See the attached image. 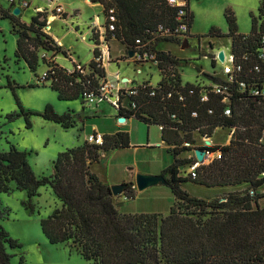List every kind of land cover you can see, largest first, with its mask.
<instances>
[{
    "label": "trees",
    "instance_id": "obj_1",
    "mask_svg": "<svg viewBox=\"0 0 264 264\" xmlns=\"http://www.w3.org/2000/svg\"><path fill=\"white\" fill-rule=\"evenodd\" d=\"M91 1L100 2L105 14L114 8L117 21L109 37L115 36L129 51L137 50L138 38L146 41L154 37L153 32L159 25H175L176 9L168 0ZM12 9V4L8 8L0 6V21L9 19L11 30L18 36L17 60H25L36 74L40 59L46 63L44 57L39 59V48L67 54V50L43 30L47 20L41 17L45 13L37 12L30 23H26L14 15ZM259 11L260 19L251 15L249 33L239 32L235 14L227 10L228 33L212 27L207 34L230 37L235 61L243 62L247 72L258 61L257 50L262 45L264 0ZM193 21L194 14L190 32ZM93 39L98 43L95 36ZM162 41L182 43L177 38L156 37L152 48L158 60L160 81L157 85H139L138 94L123 95V101L116 108L120 117H135L146 124L162 126V139L172 146L174 162L160 173L166 177L165 184L175 197L168 214L122 211L116 204V198L121 195L114 196L110 185L92 171V165L100 161L102 152L131 145L127 131L104 134L102 144L86 139L78 146L66 148L54 159L53 172L41 177L35 174L30 163L32 151L20 150L8 141V149L0 150V194L24 190L27 198L23 203L33 208V198L40 194L42 186L49 185L61 204L41 218L44 235L52 244L73 240L78 245L77 251L92 264H264V191H258L264 190V98L247 91H235L229 103L231 114L226 115L227 105L222 102V95L211 92L207 101L200 99L201 83L212 84L222 79L197 75L194 83L182 85L183 58L157 49L156 45ZM94 54H99L98 47L94 48ZM244 54L248 55L246 60ZM52 67L47 79L60 100L85 101V93L95 90L106 77L105 68L95 59L86 72L70 73L54 60ZM250 74L248 81H264L260 74ZM7 79L8 86L13 88L11 79ZM16 100L25 115L34 113L24 111L18 97ZM132 102H136V107H132ZM194 111L197 116L192 115ZM40 115L65 128L73 125L70 111L59 113L50 103ZM217 127L233 129L229 143L194 146L196 132L211 137ZM193 149L220 152L221 157L202 163L196 177L188 172L185 176L181 174L182 166H189L198 159L180 155ZM186 182L207 187L245 185L248 190L230 191L221 198L208 200L187 191L183 185ZM128 184L124 195L135 197V183ZM6 214L1 211L0 203V218ZM9 247L21 248L22 244L0 224V264H13L14 254L8 251ZM19 262L26 264L24 256Z\"/></svg>",
    "mask_w": 264,
    "mask_h": 264
},
{
    "label": "rangeland",
    "instance_id": "obj_2",
    "mask_svg": "<svg viewBox=\"0 0 264 264\" xmlns=\"http://www.w3.org/2000/svg\"><path fill=\"white\" fill-rule=\"evenodd\" d=\"M263 0H191L190 8L194 14L191 28L189 46L182 49L178 42L175 44L164 41L161 46L175 50V54L183 58L182 70L183 81H194L198 73V67L211 71V62L205 58L212 52L225 50L231 52V40L227 36L211 38L207 36L212 27H217L223 34L228 33L225 13L231 10L238 23L239 32L249 33L252 27V13L260 19L259 7ZM51 0H33L31 6L23 11L22 20L30 23L31 16L40 7H50ZM64 5L73 11L80 8L82 18L89 19L99 11L103 14V5L91 0H63ZM4 7L9 5L8 0H0ZM76 10L75 14L80 12ZM52 20L53 18L50 17ZM61 29L60 21L52 22V32L65 33L67 24L63 22ZM0 150L8 149L10 141L20 150H31L30 163L38 177L49 175L53 172V161L58 154L66 148L75 147L86 140V135L97 129L103 134H112L116 129L117 110L115 105L106 101H97V105L89 107L83 99L73 101L59 100L58 94L50 86V83L40 84L38 78L48 68L47 63L52 66V51L45 52L39 48L37 53L45 58L46 63L40 59V66L35 74L31 71L24 60H17L15 50L17 45V34L11 30L9 19L0 21ZM62 31V32H61ZM87 32L86 28L82 29ZM201 37V43L198 42ZM65 43L76 47L81 60L88 62L90 48L87 41L82 42L73 33L66 36ZM119 47V44H116ZM118 49L112 45V54H117ZM111 54V55H112ZM45 55V56H43ZM68 53L62 58L68 60ZM211 56V55H210ZM151 61V60H150ZM64 62H66L64 60ZM69 62V60H68ZM223 63V62H222ZM222 63L217 60L216 71L222 68ZM110 72L118 69L124 75L128 72L137 81L144 78L157 83L160 80V70L156 64L146 62L142 65L127 63L123 60L118 68L117 64L111 63ZM10 76V77H9ZM9 77L13 88L8 86ZM132 86V83H129ZM20 100L24 111L34 112L25 115L17 103ZM50 103L59 113L70 111L73 125L69 128L61 124L43 118L40 113ZM31 127L27 125V119ZM123 127L131 132L132 144L129 148L114 149L103 152L99 162L92 165V171L100 179L109 184L128 183L134 181L138 173H151L160 168H167L174 162V154L162 142L160 126L148 125L137 119L128 121ZM196 143L194 146L207 145L210 140L200 132L194 134ZM228 137L227 129H217L213 140L224 142ZM212 143V142H211ZM196 158V154L193 155ZM206 162V161H204ZM182 166L183 175H187L186 168ZM186 171V172H184ZM184 188L192 195L215 200L226 195L229 191L244 192L245 185L229 187H207L193 182H187ZM135 197L128 198L124 194L116 198L117 206L124 212H160L163 215L170 212L175 203V197L171 188L165 183L150 186L144 190L135 188ZM258 191H264L263 188ZM40 194L33 198L34 207H27L23 201L27 198L26 192L14 189L11 193L0 194L1 211L5 217L0 218V224L17 239L21 248H10L8 251L14 254L13 264H20L21 256H24L26 264H90L77 251L78 245L73 240L67 243L52 244L44 235L41 228V218L47 217L61 202L54 195L49 185L40 188ZM207 215H204L206 217ZM94 263V262H93ZM95 264V263H94Z\"/></svg>",
    "mask_w": 264,
    "mask_h": 264
},
{
    "label": "built area",
    "instance_id": "obj_3",
    "mask_svg": "<svg viewBox=\"0 0 264 264\" xmlns=\"http://www.w3.org/2000/svg\"><path fill=\"white\" fill-rule=\"evenodd\" d=\"M10 5L12 4V8L18 6L21 11H25L31 6V0H8ZM168 3L176 9L175 16V25L173 27L164 26L163 24L159 25L157 30L153 32L152 38H148L146 41L142 38H138L136 40L137 50L133 51L134 61L143 62V61H153L154 63H158L156 59V53L154 52L152 45L156 40V37H167V38H177L182 42L184 38H189L190 35V23L191 16L193 14L190 4L191 0H168ZM13 10V9H12ZM37 12L45 13L44 16L41 17V20H47V15L52 13L62 20H66V11L63 5V0H51L50 7H41ZM36 12V13H37ZM117 21V16L115 14L114 8L110 9L107 14L103 13L102 16L96 15L89 23L88 29L92 32L93 36H95V40H98V43L95 41V47H98L99 54L95 56V61L100 63L104 67L105 62H109L111 59L110 46H109V35L115 30V23ZM92 36V37H93ZM261 48L258 49V61L254 63L250 72H256L262 76V80H264V33L261 35ZM94 47V48H95ZM218 50L215 54L212 55V60L217 62L220 61L222 63V74L220 76L222 81L208 84L201 83L199 86L201 88L200 99L201 101H207L209 99V94L211 92L220 94L223 96L222 102L227 105L225 109V114H231V108L229 103L232 100L233 93L235 91H247L250 95L258 96L264 98V81L261 83L257 81H248L250 72H247L244 69L243 62H236L235 55L231 52L229 54L225 52L224 60H221L219 57ZM206 55V54H205ZM45 56V55H43ZM243 58L246 60L248 55L244 54ZM85 65L77 63L71 69H67L68 72L72 73L74 71L86 72L84 68ZM53 69L52 66L48 67L46 71L38 78V83H50V80L47 79L49 75V70ZM116 73V77L118 80V84L115 85L113 83H109L107 79H102L95 90H89L85 93V104L89 107H94L97 105V101H106L110 102L116 107L120 105V102L123 101L122 96H136L138 94L139 85H145L144 82L139 83L138 85H133L130 87L122 86L121 83H124L121 80V77ZM216 76V75H215ZM204 77V76H203ZM219 77V76H217ZM253 79V78H252ZM260 80V79H259ZM185 83L182 81V85ZM182 98V97H181ZM132 107H136V102H132ZM209 112H212V109H209ZM193 116H197V111L192 113ZM162 128V126H160ZM86 139L90 143L102 144L104 142V134L99 131H94L86 136ZM220 158V152L210 153L206 151L204 161L201 162L199 160L190 164L186 171L192 175V177L197 176V169L202 163H208L214 158ZM135 187V186H134ZM224 200V199H222Z\"/></svg>",
    "mask_w": 264,
    "mask_h": 264
},
{
    "label": "crops",
    "instance_id": "obj_4",
    "mask_svg": "<svg viewBox=\"0 0 264 264\" xmlns=\"http://www.w3.org/2000/svg\"><path fill=\"white\" fill-rule=\"evenodd\" d=\"M32 1L33 0H31V4H32ZM9 2V1H8ZM101 4V3H100ZM63 5H64V3H63ZM0 6L1 7H3V8H8L9 6H10V3H9V5L7 6V7H4L2 4H0ZM42 7H44V6H42ZM104 7V6H103ZM41 8V7H40ZM46 8H48L47 6H46ZM64 8H65V11H66V20H62L61 18H59L58 16H56V15H54V14H52V13H49L48 15H47V25L46 26H44V28H43V30L47 33V34H49L50 36H52L53 38H54V40L56 41V43L57 44H59V45H61L62 46V48L63 49H65V50H67V53H68V57L67 56H65L68 60H69V62H68V60H66L65 58H62L61 56L62 55H64L63 53H61V52H53V54H50V56H51V59H53L56 63H58L59 65H61V66H63V67H65L66 69H71L75 64H77V63H80V64H83V65H85L86 67L89 65V63L95 58V54H94V47H95V42H94V39H93V34H92V32L88 29V27H89V23H90V21L93 19V17L94 16H96V15H99V16H102L103 14H101V13H99V12H102V11H99V12H97V13H95L94 14V16L93 15H90L89 16V19L87 20V19H85V18H82V14H81V10H80V8H75L73 11H70L69 9H68V5H64ZM76 10H80V12H78L77 14H75V11ZM37 12V11H36ZM36 12L35 13H33L32 14V16L34 15V14H36ZM22 13H23V11H21V13H20V18H21V20H22ZM103 13H104V9H103ZM31 16V17H32ZM50 17H52L53 19L51 20L50 19ZM55 20H57V21H60V23H61V29H62V27L64 26L63 25V22H65L66 24H67V29H66V32L65 33H57L56 31L55 32H52V22L53 21H55ZM22 21H24V20H22ZM10 24H11V22H10ZM227 26H228V24H227ZM83 28H86L87 29V32H83L82 31V29ZM62 32V31H61ZM69 33H73L74 35H75V37L76 38H79L82 42H84V41H87V44H88V46H89V48H90V53H91V55H90V58L88 59V62H83L82 60H81V57H80V55H79V52L77 51V49H76V47L75 46H73V45H70V46H68L66 43H65V40H66V36L69 34ZM191 33V32H190ZM208 36V35H207ZM18 37V36H17ZM211 38H217V37H213V36H210ZM223 37V36H222ZM199 38H201V37H198V40H199ZM220 38V37H219ZM230 38V37H229ZM197 40V41H198ZM230 40H231V38H230ZM108 41H109V46H110V53L112 54V52H111V47H112V45L114 46V47H116L118 50V53L117 54H112L111 55V59H110V61L109 62H105L104 63V68H105V70H106V77H105V79H107L108 81H109V83H113V84H115V85H117L118 84V80H117V77H116V73H119L118 75L121 77V80H123L124 81V83H121V85L123 86H127V87H130L131 85H129V83H132V86L133 85H136V84H139V83H142V82H144V83H150V84H152V85H157V83H153L151 80H149V79H146V78H144V79H142V80H140V81H137L136 79H134L133 78V76L131 77L130 76V74H128V72L126 71V72H124V75L121 73V71L118 69V71H117V69L115 70V69H113V72H110V69H111V63L112 64H114V63H116L117 64V66H118V68H120V64H121V62L123 61V60H126L127 61V63H135V64H137V65H142V64H144V63H146V62H151V61H143V62H135L134 61V57H133V55H130L129 54V50L127 49V47H126V45L124 44V43H122L119 39H117L115 36H112V37H109L108 38ZM164 41H162V42H159L157 45H156V48L157 49H160V50H165V51H170L172 54H174V55H177V54H175V50L174 49H170V48H163L162 46H161V44L163 43ZM169 42H172V41H169ZM119 44V47H117V45L116 44ZM172 43H174L175 44V42H172ZM180 45V44H179ZM17 46V45H16ZM180 47H181V45H180ZM182 48V47H181ZM182 49H184V48H182ZM212 49V52L210 53V54H208L209 56H207V54L204 56L205 58H207V59H209L210 60V62H211V67H212V70L211 71H208V70H205V69H203V67H198V69H200V71H198V73H197V75H201V76H204V75H213V76H223V74H222V68L219 70V71H216V62L215 61H213L212 60V57L210 56V55H213L214 53H213V47L211 48ZM45 52H47L48 53V51H45ZM41 56V55H40ZM178 56V55H177ZM42 57V56H41ZM179 57V56H178ZM181 58V57H180ZM0 59H1V57H0ZM22 59H20L19 61H21ZM64 60L66 61V62H64ZM25 61V60H24ZM26 62V61H25ZM41 63V62H40ZM26 64H27V62H26ZM156 64V66H157V63H155ZM39 66H40V64H39ZM158 67V66H157ZM110 68V69H109ZM38 69H39V67H38ZM38 71V70H37ZM204 73H207V74H204ZM180 74H181V78H182V81H183V77H182V70L180 69ZM10 77V76H9ZM8 78V77H7ZM160 79H161V75H160ZM160 81V80H159ZM196 80H194V81H187V82H191V83H194ZM184 82V81H183ZM184 83H186V82H184ZM60 100V99H59ZM62 101H73V100H62ZM110 103V102H109ZM111 105H113L112 103H110ZM114 106V105H113ZM115 107V109L117 110V108H116V106H114ZM117 117L119 118V120L116 122V129H115V131L114 132H112V134H114V133H116V132H118V131H127V132H129V135H130V143L132 144V141H131V132L130 131H128V130H126L124 127H123V125H126L127 123H128V121L130 122V121H132L133 119H136L135 117H129V118H126V117H124L125 119L123 120V121H121L120 120V116L118 115V110H117ZM138 120V119H137ZM141 122V121H140ZM148 125H152V124H148ZM155 125H157V124H155ZM159 126V125H158ZM160 129H161V137H162V128L160 127ZM217 129H227L228 130V137L226 138V140L224 141V142H221V141H215V140H213V136H214V133H215V131L217 130ZM93 131H98L97 129H94ZM215 131H214V133H213V135L211 136V137H208L209 139H210V141L212 142V143H220V144H227V143H229L230 142V138H231V136H232V133H233V129H231V128H223V127H217L216 129H215ZM87 136V135H86ZM162 142L164 143V144H166V146H167V148L169 149V150H172L171 149V145H169L167 142H165L163 139H162ZM212 143H210V144H212ZM131 146V145H130ZM129 146V147H130ZM128 147V148H129ZM114 150V149H113ZM195 150L196 149H193V150H187V151H184L181 155H180V157H182V158H189V157H193V155L195 154ZM110 151H112V150H110ZM106 152H109V151H106ZM103 153V152H102ZM163 169H165V168H160V169H157V170H155V171H153V172H151V173H154L155 175L156 174H160L161 172H162V170ZM182 171V170H181ZM181 174H183V173H181ZM133 181V180H132ZM134 182V181H133ZM187 183V182H186ZM186 183H184L183 185L185 186V184ZM135 186V185H134ZM136 187V186H135ZM226 187H229V186H226ZM230 192V191H229ZM122 196V195H121ZM121 196H119V198L121 197ZM118 198V197H117ZM157 213H160V212H157ZM163 214V213H162ZM165 215V214H164ZM79 252V251H78ZM88 261V260H87ZM88 262H90V261H88ZM90 264H92L91 262H90Z\"/></svg>",
    "mask_w": 264,
    "mask_h": 264
},
{
    "label": "water",
    "instance_id": "obj_5",
    "mask_svg": "<svg viewBox=\"0 0 264 264\" xmlns=\"http://www.w3.org/2000/svg\"><path fill=\"white\" fill-rule=\"evenodd\" d=\"M12 13L16 16H19L21 13L20 7H18V6L14 7L12 10ZM188 46H189V38L187 37V38H184V40L181 44V47L186 48ZM129 54L133 55L134 52L130 51ZM219 57L221 60H224V57H225L224 50H221L219 52ZM124 119H125L124 117L120 118L121 121H123ZM210 143H211V141L208 140L207 144H210ZM195 154H196V158L199 161H201V162L204 161L206 151L201 150V149H196ZM166 180H167L166 177L164 175H161V174L155 175V174L138 173L136 175V178H135V186L140 190H144L150 186H154V185H157L159 183H166ZM128 185H129L128 183L124 182V183H117V184L110 185V187H111V191H112L113 195L119 196V195L124 194V192L128 188Z\"/></svg>",
    "mask_w": 264,
    "mask_h": 264
},
{
    "label": "flooded vegetation",
    "instance_id": "obj_6",
    "mask_svg": "<svg viewBox=\"0 0 264 264\" xmlns=\"http://www.w3.org/2000/svg\"><path fill=\"white\" fill-rule=\"evenodd\" d=\"M189 39H190V37H189ZM198 42H200V43H201V38H199ZM181 44H182V43H181Z\"/></svg>",
    "mask_w": 264,
    "mask_h": 264
}]
</instances>
